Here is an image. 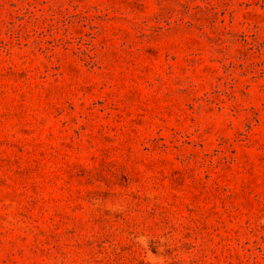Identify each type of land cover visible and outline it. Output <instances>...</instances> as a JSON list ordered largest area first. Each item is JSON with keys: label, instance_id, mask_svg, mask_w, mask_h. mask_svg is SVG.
Wrapping results in <instances>:
<instances>
[{"label": "rangeland", "instance_id": "obj_1", "mask_svg": "<svg viewBox=\"0 0 264 264\" xmlns=\"http://www.w3.org/2000/svg\"><path fill=\"white\" fill-rule=\"evenodd\" d=\"M0 264H264V0H0Z\"/></svg>", "mask_w": 264, "mask_h": 264}]
</instances>
